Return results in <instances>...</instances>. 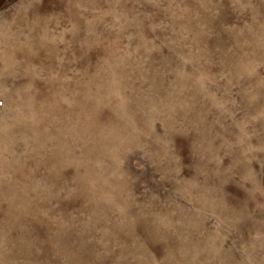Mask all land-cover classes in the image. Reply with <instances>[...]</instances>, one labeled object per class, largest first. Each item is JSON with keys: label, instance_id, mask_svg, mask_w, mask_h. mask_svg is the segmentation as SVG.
<instances>
[{"label": "rangeland", "instance_id": "rangeland-1", "mask_svg": "<svg viewBox=\"0 0 264 264\" xmlns=\"http://www.w3.org/2000/svg\"><path fill=\"white\" fill-rule=\"evenodd\" d=\"M0 264H264V0H0Z\"/></svg>", "mask_w": 264, "mask_h": 264}, {"label": "built area", "instance_id": "built-area-1", "mask_svg": "<svg viewBox=\"0 0 264 264\" xmlns=\"http://www.w3.org/2000/svg\"><path fill=\"white\" fill-rule=\"evenodd\" d=\"M4 107H5V101L4 98L0 95V117L2 116Z\"/></svg>", "mask_w": 264, "mask_h": 264}]
</instances>
